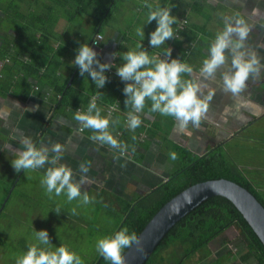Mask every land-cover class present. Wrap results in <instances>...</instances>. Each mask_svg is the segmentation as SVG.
Returning a JSON list of instances; mask_svg holds the SVG:
<instances>
[{
  "label": "crops",
  "instance_id": "obj_1",
  "mask_svg": "<svg viewBox=\"0 0 264 264\" xmlns=\"http://www.w3.org/2000/svg\"><path fill=\"white\" fill-rule=\"evenodd\" d=\"M100 1L90 0V5L86 7V13L89 16L77 15V4L72 3L71 6H65L67 12L64 14L72 17L71 19L65 17L66 21L63 22L70 35L69 49L62 55L58 49L61 42L56 39L49 40L48 52L46 54L43 52L37 58L40 64L44 65L45 62L42 67L35 62L34 58L32 60L27 56H22L20 52H16L13 60L8 62L10 59H7V55L4 54V50L8 49V44L0 38V171L4 169V165H7L12 177L17 174L11 160L14 158L15 150H22L20 139L28 136L37 146L40 144L51 146L55 142L62 144L66 151L61 162L73 169L76 179L82 175L79 165L82 162H90V170L86 174L90 182L85 183L82 188L86 189L91 196L97 197L102 193L106 196L112 195V197L107 196L110 198L121 197V193L116 194L109 190L114 186L126 187L133 195L138 186L144 185L147 179L153 188L173 181L172 187L175 185V188L179 189L188 181V178L183 177L185 174V169L181 167L183 157L186 160L192 158L196 161L198 159L210 160V153L234 152L229 148L230 143L245 139V133L251 132L258 122L264 120V69L258 77L250 78L246 89L236 96L225 93L216 82L204 80L199 72L201 68L199 64L200 62L202 64L206 58L211 40L216 31L223 27L220 14L231 15L236 11L246 18L250 17L249 22L253 24V27L246 45L254 49L261 57V62L264 63V26H262L264 25V0H197L195 7L193 0H184L190 9L178 5L174 0H158L157 4L161 6L174 5L171 12L179 19L177 24L179 21L182 24L181 26L174 25L179 38L174 36L156 49L150 46L149 39L150 33L157 27V22L153 20L151 23H145L149 9L143 6L144 0H140L142 3L137 4L138 6H132L138 11V16L134 19L135 22L138 21L137 28L144 24L143 47L150 54L161 53V58H164L163 51L170 47L172 50L170 59L185 58L188 62L196 63L194 65H197V68L193 69V78L200 80L204 87L203 94H207L209 89H215V95L210 102L207 119L202 121L201 127L197 129L189 125L188 131L191 135L180 133L172 117L149 113L150 101L144 113L141 114L143 121L141 126L132 132L126 126V115L129 109H126L124 104L126 96L123 88L126 82L123 81V87L111 94V99L114 97L113 103L103 105L97 103V106L104 110L102 114L106 115L108 111H112L113 120L118 118L120 121L114 128L110 127L113 135L128 145L126 154L119 160L114 158L119 155L116 150L91 141L89 136L93 134L92 131L85 129L80 132L78 122L73 119L78 109L74 106L75 102L86 98H90V101L94 95L97 96L98 90L89 74L86 73L84 76H75V72L71 74L69 59L75 58L77 54V49L71 44V40L79 37L78 30L81 27H90L95 31L88 41V44L92 46V39L104 24V20L100 24L99 20L93 16V13L97 12L100 7ZM152 1L154 0H147L148 3ZM177 8L178 13L176 14L173 10ZM254 8L257 10L255 14L252 12ZM191 10L193 16L190 17L189 11ZM109 22L105 23L107 31L101 30L104 39L100 46L92 47L102 63L112 62L116 65L121 53L127 51L128 48L135 47L139 37L130 30L131 26L127 23L124 22L121 25L123 32H119L120 26L116 21L112 25ZM16 35L18 36V33ZM18 46L19 42L9 44L11 51ZM53 49H56L55 54L60 56L62 61V66L55 75L56 81L48 78L51 71L46 70L47 67L56 68L58 65V57L51 53ZM112 53L118 55L114 60ZM36 67L41 68L39 72H35ZM112 70L113 67L107 70L106 76L110 75ZM222 71L223 68L217 72L216 81L221 79ZM68 77L70 80L67 87L73 85V90L78 97L77 99L72 97L73 106L65 108L60 105L63 96L58 95L57 86L66 83ZM86 108L79 109L86 110ZM123 128L124 131L121 130ZM133 135L136 136L135 141L132 139ZM133 147H135V152L132 151ZM171 152H176L178 155L174 161L169 158ZM47 167L48 165L44 169L29 172L40 176L38 178L40 182ZM238 168L243 172V176L250 180L249 164ZM19 173L21 176L17 178L16 186L27 174L23 170ZM116 180H122L123 185H118ZM16 186L13 187L16 188ZM255 253L246 245L241 232L232 227L217 235L206 246L188 255H184V250L179 251L174 247L166 249L163 253L166 258L156 264H258V257Z\"/></svg>",
  "mask_w": 264,
  "mask_h": 264
},
{
  "label": "clouds",
  "instance_id": "obj_2",
  "mask_svg": "<svg viewBox=\"0 0 264 264\" xmlns=\"http://www.w3.org/2000/svg\"><path fill=\"white\" fill-rule=\"evenodd\" d=\"M143 6L149 9L145 23H151L153 20L157 22V27L150 33L149 39L153 49L160 48L167 40L177 36L174 25L179 19L171 12L174 5L154 6L144 0ZM256 11L254 8L253 14ZM220 18L223 27L216 31L209 44L208 54L199 70L200 77L216 82L225 93L236 96L246 89L250 78L260 75L264 63L258 53L246 45L253 27L249 22L250 17L246 18L236 11L231 15L220 14ZM143 25L136 29L139 41L135 47L128 48L119 56L123 61L121 65L102 63L95 49L87 42L79 45L71 63L79 68L81 76L89 74L97 89L106 84V71L117 67L116 74L126 82L123 92L126 96L125 107L130 108L126 120L130 131L135 132L141 126V114L150 101L149 113L172 117L180 133L191 135L188 131L189 125L199 129L202 121L207 119L215 89H209L207 94H203L204 87L200 80L192 76L193 67L179 58L170 59V47L163 51L164 58H161V53L150 54L142 45L145 36ZM100 40L96 39L94 43ZM111 55L113 60L118 56L117 53ZM221 68V79L216 81V74ZM186 76L189 78H185ZM103 111L97 106V96L94 95L86 110L76 109L73 119L78 122L80 132L85 129L92 131L93 134L89 136L91 141L116 150L119 155L114 158L119 160L126 154L128 145L110 131V127L114 128L119 124V119L113 120L112 111H108L106 115L102 114ZM132 139L135 141L136 136L133 135ZM20 145L22 150H15L11 160L14 170L17 173L21 170L27 173L44 169L48 165L40 183L50 199L54 193L55 196L65 194L69 203L74 200H78L82 206L95 203L94 196H90L87 191L82 192L83 185L90 182L86 175L90 170V162H82L79 165L82 175L76 179L73 169L61 162L66 149L59 142L52 143L51 146H37L30 137L24 136L20 139ZM132 151L135 152V147ZM169 158L174 161L178 155L171 152ZM55 211L59 214L61 209L57 207ZM77 214L76 207H73L71 215ZM34 236L36 243L30 244L27 250L17 257L16 264H84L81 256L70 245L62 242L58 247L54 246L47 230H35ZM134 245L137 252L143 251L142 238L134 230L130 231L124 226L113 234L99 238L95 247L98 254L110 264H126L125 250Z\"/></svg>",
  "mask_w": 264,
  "mask_h": 264
},
{
  "label": "trees",
  "instance_id": "obj_3",
  "mask_svg": "<svg viewBox=\"0 0 264 264\" xmlns=\"http://www.w3.org/2000/svg\"><path fill=\"white\" fill-rule=\"evenodd\" d=\"M85 1H87V3L84 4ZM118 1L119 0L100 1V7H98L97 12L93 13V16L99 19L100 24L103 20L104 24L107 22L110 14H112V10H114ZM174 1L177 2L178 5H182L184 3V0ZM107 2H109V4H107ZM193 2L195 7V4L198 2L197 0H193ZM72 3L77 4V15L80 16L84 14L85 16H89V14L86 13V7L90 5V2H88V0H0V20L2 21V16H7V19L12 23L10 27V33H6L4 29L0 27V36H6L7 39H16L17 37H19L25 39V41H28L23 47L21 46L20 49H12V51L9 47V44L7 45L8 49L4 50V54L7 55V59H10L8 62H11V60H13L16 52H20L19 54L22 56H27L32 60L34 58L35 62L40 67L44 66L45 62L44 65L40 64L37 58L41 56L43 52L45 54L48 52V41L54 39L61 42L58 49L62 53V55L63 53H66L67 49H69L68 39H70V35L63 25V22L66 21L65 17H67L68 19H71L72 17L64 13L67 12L65 6H71ZM78 3L81 5H79ZM33 5H37V7L32 8ZM39 8L41 9L38 10ZM17 20L21 23L23 27L22 30H24L25 33H21V29L16 27ZM102 27L101 29H99V32L95 34L92 41L97 37V35L103 36L101 31ZM15 31H17L18 36L16 35ZM0 38L2 39V37ZM71 44L74 46L73 40H71ZM55 51L56 49H53L51 53L55 54ZM55 56L58 57V55L56 54ZM74 59V57L69 59V67L72 71L71 74L75 72V76H81L79 73V68L71 63ZM181 60L186 61L188 64H190L193 69L197 68V65H194L196 63L188 62V59L184 58ZM118 61L119 62L116 64V66H119L121 62L123 63L120 57ZM61 63V57L59 56L58 65L56 66V68H53L51 66L46 68L47 72L51 71V73L48 75V78L50 77L53 81H56L55 75L56 72L60 69V66H62ZM199 66H202L201 62ZM5 69L7 71L9 70V68ZM40 69L41 68L39 67L34 68L35 72H39ZM116 73L117 67L114 66L111 73L112 75L110 74L107 76L108 80L104 87L97 89V103H99L100 105H103L105 103H113L114 97H112L111 99V94H114V92H118L123 87V81ZM70 77L67 78L66 83L57 86L58 95L63 96L60 105L65 106V108L73 106L71 102L72 97H74L75 99H77L78 97V94L73 90V85L67 87ZM185 78L189 77L186 76ZM52 84H54V82ZM86 99L83 101L75 102L74 106L83 109L86 108L90 102V98H88L87 100ZM121 130L124 131V128ZM210 155V160L198 159L196 161L193 158L187 160L185 157L182 158L181 167L185 169V174H183V177H185L186 179L188 178V181L186 182V184L184 183V186L179 187V189H176L175 185L172 187L173 181H170L165 185H159L156 189H154L152 193L142 196L141 198L139 197L136 200L128 201L119 198L116 202L113 201L112 198L107 197L102 193L98 194L96 199H98L99 202L109 205V207L107 208L108 211L114 213V216L112 218L113 223L111 234H113L115 231H118L120 228L127 226L130 231L134 230L138 235L147 224V222L153 217L156 212H158L164 206L165 203H167L176 195L180 194L186 188L197 183L209 180H217L221 178L229 179L230 181H233L247 189L264 207V201L258 193L256 187L253 186L252 181L245 178L242 174L243 172L239 170L238 167L240 165L235 166V163H230V161L226 163V157L223 153H210ZM227 165L233 166L228 167ZM248 173L250 175L251 171ZM8 175L9 174H7L4 169L0 171V179L4 178L2 181H11V184H8L6 188L1 187L2 184L0 181V191L1 189H4L3 193L0 194V198L2 199L0 202V215L2 212H6L5 210L8 205V201L11 199L10 197H12L9 195L11 188L14 185L16 186V180L19 176H21L20 173H17L16 175L14 174L13 177L12 175L11 177H8ZM18 186L19 185H17L16 188H18ZM13 193L14 190L12 191L11 195H13ZM103 193H105V191H103ZM5 202L6 205H4ZM39 206L41 205H38L35 209L36 211L41 213ZM60 212L62 214L60 216H67L69 217L68 220L72 222L78 223L81 221L82 217L78 216V214L71 215L67 210L64 209H61ZM232 227L241 232L242 236L245 239L246 245L256 252L255 255H257L258 257V264H264L263 245L254 234L252 229L249 227V225L246 223V221L243 219L241 214L233 206V204L227 198L221 196H213L208 198L198 207L188 213L184 218H182L167 233L154 253L150 255V257L147 258L143 264H156L159 261H163L166 258L163 256L164 251L173 247L175 249H178L179 251L184 250V255H188L194 250L206 246L217 235L225 232L227 229ZM94 259V261H90V264H110L109 261L104 260L103 257L99 254L96 255Z\"/></svg>",
  "mask_w": 264,
  "mask_h": 264
},
{
  "label": "rangeland",
  "instance_id": "obj_4",
  "mask_svg": "<svg viewBox=\"0 0 264 264\" xmlns=\"http://www.w3.org/2000/svg\"><path fill=\"white\" fill-rule=\"evenodd\" d=\"M140 3H142L140 0H119L107 21H110V25L116 21L120 26L118 28L119 32H123L121 25L125 22L131 26L130 30L136 35L138 21L135 22L134 19L138 16V11L137 8L132 6H138L137 4ZM157 3L158 0L151 2L153 5ZM182 6L190 9L185 1ZM35 7L37 5L32 6V8ZM173 11L177 14L178 8ZM192 14L193 11H189L190 17L193 16ZM1 18L0 27L6 33H10L12 23L7 19V16ZM181 24L179 21L177 26H181ZM16 27L21 29V33L24 32L18 20L16 21ZM102 30L107 31L106 24H104ZM15 33L17 34V31ZM78 33L79 37L73 40L74 47L77 50L79 45L85 42L88 43L95 31L90 27H81ZM0 37L6 44L13 45L19 42L16 49L23 47L28 42L18 37L15 40H8L6 36ZM245 135V139L230 143L229 148L234 152L223 153L226 157L225 161L226 163L229 161L235 163V166L249 164L250 180L264 201V120L258 122L256 127L252 128L251 132H246ZM227 166L232 167L233 165ZM4 171L9 174L8 177H11V170L7 165H4ZM39 177L36 174L27 172L25 178L20 180L18 188H11L14 193L8 201L6 212H2L0 215V264H16L17 257L24 253L30 244L36 243L35 230H47L50 242L54 246L58 247L62 242L68 244L81 256L84 264H90V261H94L96 255H98L95 247L97 240L111 234L114 213L108 211L109 205L99 202L96 197L95 203L87 206L80 205L78 200L69 203L65 194L55 196L53 193L50 199L45 193V188L41 186L38 180ZM3 179H0L1 187L6 188L8 184H11V181H2ZM3 191L4 189H1L0 194ZM107 196L112 197L110 194ZM112 199L113 201L116 200L115 197ZM1 200L0 198V202ZM38 205H41L39 206L41 213L35 209ZM57 207L67 210L70 214L71 209L76 207L78 216L82 217L81 221L75 223L68 220L69 217L67 216H60L62 215L61 212L58 214L55 211Z\"/></svg>",
  "mask_w": 264,
  "mask_h": 264
},
{
  "label": "water",
  "instance_id": "obj_5",
  "mask_svg": "<svg viewBox=\"0 0 264 264\" xmlns=\"http://www.w3.org/2000/svg\"><path fill=\"white\" fill-rule=\"evenodd\" d=\"M213 196L227 198L264 247V207L247 189L223 178L192 185L165 203L138 234L143 251L137 252L135 245L125 251L126 264H143L182 218Z\"/></svg>",
  "mask_w": 264,
  "mask_h": 264
},
{
  "label": "flooded vegetation",
  "instance_id": "obj_6",
  "mask_svg": "<svg viewBox=\"0 0 264 264\" xmlns=\"http://www.w3.org/2000/svg\"><path fill=\"white\" fill-rule=\"evenodd\" d=\"M210 156V154H209ZM141 178H139L140 180ZM118 185H123V181L122 180H116L115 181ZM136 184V183H135ZM133 184V185H135ZM105 185V184H104ZM151 187V188H150ZM157 187L155 186L153 188V185L151 184V182L147 179L144 181V185L138 186V188L136 189V193L131 195V192L126 188V187H112V189H109L111 192L119 194L121 193V197H115L116 200L115 202L121 198L123 200H128V201H132V200H136L137 198H141L142 196H145L147 194H150L154 191V189H156ZM83 191H87L86 189L82 188V192ZM91 196V195H90Z\"/></svg>",
  "mask_w": 264,
  "mask_h": 264
},
{
  "label": "built area",
  "instance_id": "obj_7",
  "mask_svg": "<svg viewBox=\"0 0 264 264\" xmlns=\"http://www.w3.org/2000/svg\"><path fill=\"white\" fill-rule=\"evenodd\" d=\"M96 39H101V40H100L99 42H97V43H94V41H95ZM102 39H103V36H102V35H97V37L92 41V46H93V47H98L99 44H100V42L102 41Z\"/></svg>",
  "mask_w": 264,
  "mask_h": 264
}]
</instances>
